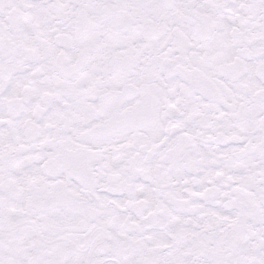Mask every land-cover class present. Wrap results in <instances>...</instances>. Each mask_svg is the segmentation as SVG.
Returning a JSON list of instances; mask_svg holds the SVG:
<instances>
[{"label": "snow or ice", "instance_id": "snow-or-ice-1", "mask_svg": "<svg viewBox=\"0 0 264 264\" xmlns=\"http://www.w3.org/2000/svg\"><path fill=\"white\" fill-rule=\"evenodd\" d=\"M0 264H264V0H0Z\"/></svg>", "mask_w": 264, "mask_h": 264}]
</instances>
